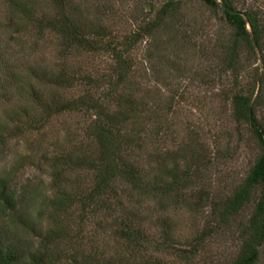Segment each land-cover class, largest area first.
I'll use <instances>...</instances> for the list:
<instances>
[{"label": "trees", "instance_id": "1", "mask_svg": "<svg viewBox=\"0 0 264 264\" xmlns=\"http://www.w3.org/2000/svg\"><path fill=\"white\" fill-rule=\"evenodd\" d=\"M247 1L0 0V147L35 134L48 176L0 175V264H264V0ZM195 101L255 145L230 186L206 182L229 132L179 138Z\"/></svg>", "mask_w": 264, "mask_h": 264}, {"label": "rangeland", "instance_id": "2", "mask_svg": "<svg viewBox=\"0 0 264 264\" xmlns=\"http://www.w3.org/2000/svg\"><path fill=\"white\" fill-rule=\"evenodd\" d=\"M247 2L249 3L250 1L248 0ZM3 21L4 7L0 2V23ZM216 28L217 24L214 21L208 23V26L206 27V33L208 36H213ZM120 29L118 27V30ZM22 40H24V37ZM26 41H28V43L31 42L30 39ZM144 47V44H140L133 52V59L137 65L140 63V59L142 58ZM39 49V51L41 53L43 52L44 54L45 62L49 66H53L56 60L54 59L55 54L51 50L52 48L49 46H42L41 48V46H39ZM29 52V49H25L23 57L26 61L29 60L30 62H33L32 59L34 56L31 53L29 55ZM27 55H29V57ZM17 57L20 58V60L22 59L21 54H18ZM101 61L102 59H96L92 64L97 66ZM257 65L258 63L254 64V62H250V65L247 69L248 72L252 73L253 68ZM247 79L248 76H245L243 81L245 82ZM226 86L228 87V83H226ZM203 89H205L204 91L207 90L206 88ZM195 90L194 93L196 92ZM196 93L195 99L201 101L202 92L199 90ZM190 104L187 103V106L184 104L181 105L180 108H177L178 117L180 119L178 134L181 140L185 139V132H183L184 129L186 127H193L198 135V141L206 145H210V147L212 144H214L215 136L217 137V134L223 135L224 132H229L231 134V138L233 139L231 145L233 148L236 146L237 132H235L234 124L229 118V113L223 112L219 108L220 103L216 101V104L210 108L204 107L202 103L197 101H195L192 105ZM241 133L244 138L243 142L236 146V149H234L236 151L231 152V157H228L223 161L214 160L211 164V168L208 170V181L206 182L209 183L210 187H212L214 190L223 188V186L227 187L232 185L242 175L243 171L246 170V167L256 154L255 145L248 137L245 127L241 128ZM36 138L37 136L35 134L30 137L26 136V138L18 137L10 140L8 143H6V145L0 147V175L10 173V175H12L13 182L17 184V186L26 184L29 181L34 185L38 184L39 188L44 187L43 185H46L48 182L47 172L45 171L46 169L44 167L38 168L34 166L37 163L40 154V149L37 148V143H35ZM31 187L32 186H30L28 189L30 192H32ZM183 225L181 226L180 231L177 233L178 238L185 237L189 233L187 222L186 224L183 222ZM216 251L217 250H213L212 252L215 253ZM165 260L169 261V257Z\"/></svg>", "mask_w": 264, "mask_h": 264}, {"label": "water", "instance_id": "3", "mask_svg": "<svg viewBox=\"0 0 264 264\" xmlns=\"http://www.w3.org/2000/svg\"><path fill=\"white\" fill-rule=\"evenodd\" d=\"M219 6H220L223 10H225L226 12H228V13L241 14V13H239L238 11H234V10H231V9L227 8V7H226L224 4H222L221 2H219Z\"/></svg>", "mask_w": 264, "mask_h": 264}]
</instances>
